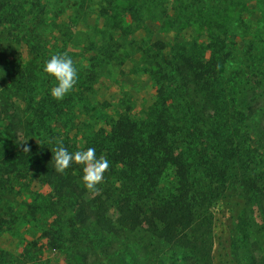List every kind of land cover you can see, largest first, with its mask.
Listing matches in <instances>:
<instances>
[{"label":"trees","instance_id":"16d2710c","mask_svg":"<svg viewBox=\"0 0 264 264\" xmlns=\"http://www.w3.org/2000/svg\"><path fill=\"white\" fill-rule=\"evenodd\" d=\"M61 1L0 0V117L7 119H0V128L3 123L5 128L0 131V196L8 187L28 189L24 202L32 203L27 217L45 221L43 237L65 264H110L113 251L106 241L120 234H140L144 261L177 264L162 258L161 251L182 247L186 263L214 264L215 208L231 193L240 194L246 206L238 234L258 242L255 235L264 236V34L241 25L248 2L100 0L98 14L106 28L97 51L107 62L126 46L118 43L114 31L144 29L150 34L148 22L170 32L175 19L187 20L207 35L210 45L196 39L174 45L158 40L152 54L144 49V71L158 86L146 117L120 115L106 134L100 129L87 136L85 125L74 119L90 112L86 91L97 71L74 64L77 83L60 101L50 96L53 85L42 71L53 54L71 57L65 40L56 36L65 25H49L50 16L65 13ZM65 1L80 16L92 5L91 0ZM172 4L177 6L173 15ZM236 10L239 20L230 16ZM129 18L136 28L126 23ZM239 38L247 46L244 52H235L233 43ZM209 51L211 57L201 60ZM12 125L23 129L21 137L15 130L8 132ZM252 135L261 140L259 149L253 147ZM59 142L69 151L94 147L97 156L110 161L98 186L108 194L105 204L87 196L81 166L54 172L51 149ZM34 183L48 187L49 193L33 192ZM111 207L118 212L117 222L109 217ZM128 240L131 255L134 243ZM259 246L244 264H264V247L260 251ZM12 263L50 260L35 253L16 257L0 249V264Z\"/></svg>","mask_w":264,"mask_h":264},{"label":"rangeland","instance_id":"374dc122","mask_svg":"<svg viewBox=\"0 0 264 264\" xmlns=\"http://www.w3.org/2000/svg\"><path fill=\"white\" fill-rule=\"evenodd\" d=\"M99 1L91 0V7L80 16L77 15V11L72 8L71 4L62 0L61 3L65 13L57 19L52 18L55 15L50 16L51 21L49 22V25H65L60 29V33L57 31L56 36L59 40L61 37L65 40L66 48L71 53L73 63L81 65L87 71H93L94 69L97 71L96 77L89 82L90 86H88L86 91L90 112L87 115H83L82 119H79L80 116L74 119L75 124L81 125L83 123L85 125L83 130L87 136L96 135L100 129H105L106 134L111 129L112 121L120 115H127L133 119L146 117L150 107L156 101L158 86L149 74L144 71L146 68V64L142 61L144 49H147L152 54L155 51L152 46L158 40L174 45L175 42L196 39L201 44L210 45L207 35L203 34L198 26H194L195 24L187 20L175 19L171 24L170 32H165L164 29L160 28L161 24L148 22L147 26L151 28L150 34L144 29L138 31L131 29L126 32L114 31L116 37L119 38L118 43L120 42L126 46L124 48L120 46L117 53L114 54L116 57L107 62V60H103L100 57L97 51L105 41V38H102L101 33L103 32L101 30L106 28L104 26L105 20H100L98 14L99 8L97 5H99ZM245 1L248 2V6H245L241 16L244 17L246 24L242 23L241 25H251L252 28L264 34V0ZM171 8L173 9L171 11L173 15L177 6L172 4ZM230 16L239 20L240 14L236 10L231 12ZM126 23L136 28L131 18ZM66 25H69V28ZM139 40H144L143 45L135 44V41ZM92 42L97 44L95 49L90 47ZM262 43L264 44V38L261 40L260 45ZM233 44L235 52L247 50V46L240 38L235 39ZM125 48L128 52H125ZM24 53L27 56L26 50ZM124 53L128 54L124 56ZM239 55L241 54L239 53ZM210 57L209 51L204 56H200V59L204 60ZM0 90H2V87H0ZM1 107L2 105H0V109ZM0 111L3 112L4 110ZM5 113H8V111L6 110ZM0 119L7 120L6 115L3 114ZM3 126L0 131L5 129ZM75 126L77 127V125ZM8 127V132L12 129V131L15 130L17 132L19 137L22 136L23 129L14 125ZM79 138L82 139V135ZM252 139L253 147L259 149L261 140L255 135H252ZM30 187L36 193H49V188L43 187L39 183H34ZM28 193L27 188L20 190L19 188L15 189L13 187L10 189L8 187L4 196H0V249L16 257H23L24 254H27V258H30V254L35 253L42 257L44 261L50 260L49 264H65L60 261L61 258L55 248H53L50 239L43 237L45 221L43 220L44 222L40 223L31 222L27 217L31 210L29 205L32 203L31 200L28 201V204L24 202V200L29 198ZM87 196L94 203L105 204L108 194L97 190L87 191ZM245 209L244 200L237 193L228 194L215 208L216 244L214 264H244L243 260H245L248 253L254 252L258 242L261 245L259 246L260 251H262L264 247V242L261 244L264 241L262 234L255 235V239L258 242L248 240L247 235L241 234L242 232H239L240 235L238 234L239 220ZM248 214L251 215L252 213L248 212ZM109 217L114 222L118 221V212L114 207L110 208ZM255 218L257 220L256 223L261 225V214L257 209H255ZM139 235L120 234L114 236V238L110 237L106 241L110 247L109 249L113 251V254L110 255V259L113 261L110 264H118L121 260L130 264H154V261H158V259L153 262L144 261L142 247L138 244ZM126 239H131L128 241L134 243L131 244V247H133L131 255L126 251ZM54 252H56V255ZM161 255L162 258L174 260L177 264H194L191 262L186 263L188 255L186 251L183 252L182 247H164ZM185 255L186 259L184 258Z\"/></svg>","mask_w":264,"mask_h":264},{"label":"clouds","instance_id":"9594fccd","mask_svg":"<svg viewBox=\"0 0 264 264\" xmlns=\"http://www.w3.org/2000/svg\"><path fill=\"white\" fill-rule=\"evenodd\" d=\"M42 71L46 78L51 79L53 86L49 89V94L57 101L68 95L78 80V70L66 53L53 54L45 61ZM28 151L25 147L24 152ZM51 153V164L57 174H64L72 165L81 166L80 180L87 191H97L109 169L110 161L104 155L97 156L94 147L69 151L59 142L51 149Z\"/></svg>","mask_w":264,"mask_h":264}]
</instances>
